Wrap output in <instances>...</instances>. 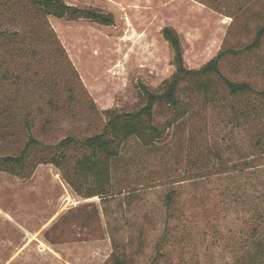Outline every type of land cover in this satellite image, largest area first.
<instances>
[{
    "label": "rangeland",
    "instance_id": "obj_1",
    "mask_svg": "<svg viewBox=\"0 0 264 264\" xmlns=\"http://www.w3.org/2000/svg\"><path fill=\"white\" fill-rule=\"evenodd\" d=\"M64 1L113 22L36 17L25 0H0V155L18 154L30 133L44 144L83 138L110 112L140 107V85L158 91L175 70L163 27L178 34L184 65L198 68L264 23V0ZM33 24L44 42L20 43ZM220 70L264 89V39L225 56ZM179 97L178 112L155 107L160 139L123 142L105 195L78 194L50 162L30 166L46 158L41 147L20 173L0 170V264H244L264 199V115ZM68 156L73 163L79 149Z\"/></svg>",
    "mask_w": 264,
    "mask_h": 264
},
{
    "label": "trees",
    "instance_id": "obj_2",
    "mask_svg": "<svg viewBox=\"0 0 264 264\" xmlns=\"http://www.w3.org/2000/svg\"><path fill=\"white\" fill-rule=\"evenodd\" d=\"M25 1L34 9L36 17L46 15L57 18L66 16L71 19L83 17L105 25L113 22L112 15L109 13L68 4L64 0ZM4 34L12 35L10 32H4ZM42 34L39 27L33 24V29L25 38H19V41L21 43L25 40H36L42 44L45 39ZM162 35L173 50L175 70L164 79L158 91H152L145 85H140L143 98V104L140 107L130 111L110 112L99 132L83 138L67 134L54 144H44L30 133L18 154L0 155V170L13 174L20 173L26 167L27 161L34 159H30L32 149L41 147L46 158L35 159L30 166L43 161L50 162L61 170L64 180L78 194L84 197L102 196L106 194L110 184V160L118 154L123 142L130 136L139 138L145 144H152L160 139L164 127L154 122L155 107L166 106L173 112H178L185 105L179 97L181 92L188 94L189 97H205L207 102L220 100L225 103L227 101V104L233 106L238 117L264 115V89H257L248 81H233L220 70V61L225 56L238 55L240 52H248L260 47L264 39V23L257 26L248 43L240 48L219 49L213 57L198 68H189L184 65L180 38L173 28L163 27ZM12 38L18 40L14 35ZM236 99L242 102L236 104ZM186 110L184 109L182 114ZM258 141L264 142V131L258 135ZM73 147L79 149V156L71 163L68 154ZM84 183H87V187L82 192ZM255 198L256 196L252 202ZM170 199L171 195L168 194L167 200ZM252 212L253 220L246 235L249 240L251 239L250 247L245 252L248 258L243 263L264 264V199L254 204ZM116 264H123V262L116 259Z\"/></svg>",
    "mask_w": 264,
    "mask_h": 264
}]
</instances>
